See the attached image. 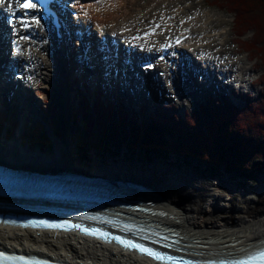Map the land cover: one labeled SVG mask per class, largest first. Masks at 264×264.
I'll use <instances>...</instances> for the list:
<instances>
[{
  "label": "bare ground",
  "instance_id": "obj_1",
  "mask_svg": "<svg viewBox=\"0 0 264 264\" xmlns=\"http://www.w3.org/2000/svg\"><path fill=\"white\" fill-rule=\"evenodd\" d=\"M93 1L94 2H92V0H73V5L79 10L75 22H82L85 25L90 24L91 17L97 15V17L107 21L109 26L113 25L112 22L118 20V15L121 14V22L124 27L121 25L122 27L118 28V32L110 26L111 30L127 38L126 40L134 44L140 55L147 54L148 56L152 55L155 57L154 53L156 48L158 47L159 49L160 45L164 44V42H168L172 38L175 39L177 35H183L184 32L190 33V37L177 48V51H172L169 57L162 61L155 60L150 68L147 69L152 71V74L159 71V73L161 72V75L164 76L163 80H166V83L163 81V85L160 88L161 94H163L164 97L171 96L172 94L174 95L173 98L176 97L178 100H182L183 98L187 99L189 94L192 93L188 84L190 79L189 74H187L188 71L182 70L180 67L182 50L186 51V53H184L186 57H188V54L190 55L189 52H192L198 60L200 59L204 67H209L211 70L210 72L215 70V72L222 75L223 78L233 79L234 76L243 77L245 67H248L240 56L232 58L230 53L227 55L225 52L224 54L225 48H223L221 52L212 49L214 46V48H216L226 44L224 41L225 29L214 25L215 22L220 23L222 19H220V16L217 17L216 14L210 10L193 12L194 3L191 4L192 6H184L185 4H182L183 0L175 4V0H165V2L164 0ZM153 2L156 6H154L153 9L151 8V12H147L146 8L152 7ZM91 4L93 5L90 6ZM0 5L2 12L6 13L11 11L17 4L16 0H0ZM156 7L160 9H158L160 13L157 12ZM98 25L105 24H95L97 29ZM121 30L123 31L120 32ZM138 30H141V32L138 33ZM34 32L36 37L35 40L24 41L21 38L13 40L17 51L16 57L11 55L10 58L17 59L11 62L16 66V71L20 73L19 81L21 84L19 86L29 91L31 88L29 79L36 74L41 75L43 73L40 72L41 68L53 66L54 69L52 71L54 72V77L51 76L47 82L53 81L57 87H59L60 83L65 85L66 92L71 94L68 112L72 115L80 94L74 97L71 84H67L68 86L65 84V78L68 77L69 82L72 74H66L60 69L61 64L59 59L61 50L59 49L54 29L49 22L41 23L36 21L34 22ZM136 34H142V39L138 41L133 40V36ZM101 36H104V33H102ZM76 41H78V38ZM132 49L135 50L134 47H132ZM134 50L132 51L135 52ZM243 58L245 57L243 56ZM56 59L59 61L57 63L60 73H58V68L56 64H54ZM115 65H118V63ZM15 66L11 64L4 65L0 69V74L7 72L8 69H15ZM38 71L40 73H38ZM201 74H203V78L206 81H211V77L207 75L206 72L201 71ZM93 78L96 79L99 77L95 74ZM195 80L197 86L199 82L203 81L200 78ZM211 82L216 83L217 80L213 79ZM93 83L95 84V82ZM112 83H114L113 79ZM163 89L165 91H163ZM18 93L21 96V110H27L26 103L31 100L30 96L24 95L21 90ZM122 97L123 98L117 96L114 102L116 106L113 104V108L115 107L114 110L118 116V110L122 105L124 106V104H133L136 106V102H138L139 105L137 107L139 113L147 116H152L156 112V107L161 105L158 103L155 104V101H157L155 98H147L143 93H140L137 98L133 97L130 93L126 96L122 95ZM212 98L215 97L208 96L206 102L209 104ZM221 99L227 100L226 97H221ZM33 103L34 105L37 104L35 100H33ZM34 105L31 107L32 110L35 109ZM124 107L125 112H128L127 106ZM61 112L63 114V108H61ZM163 112H167L166 109H163ZM65 115L68 116L67 114ZM128 117L131 120L137 121L141 128L143 127L145 118L138 119L137 114H129ZM147 119L149 118L147 117ZM74 136L75 132L71 129L68 137L69 146L67 143L55 142V146L53 145L55 148L54 157H48L35 152L30 153L21 148L17 141H15L17 144L10 145L9 149L5 144H0V160L14 166H21L24 169L42 172L71 170L85 173L83 168H76L74 161H72L70 157V152L72 151L71 141ZM32 158L35 159L32 160ZM103 171L113 175L110 169L104 168ZM118 171L122 176L113 175V177L144 181L141 178H132L128 176L132 174L133 171L127 170L124 167L118 169L117 172ZM100 175L113 178L104 173ZM140 176L145 178L148 183L154 182L152 176H143L142 174H140ZM150 185L152 187L151 191L144 190L142 194L147 199L153 200L156 204L155 207L164 209L168 212V216L161 217L157 222L158 228L177 235L173 227L175 225L182 229L185 236L200 239V242L205 244V247L197 248L205 250L203 253L204 258H206V254H217L221 253L223 250L240 253L246 250V247L256 246V244L260 242L255 241L258 238L260 239L263 234L264 208L261 207L262 210H257L254 205H245L237 208V210L230 209L229 211H222L216 209L215 204L213 211L209 212L200 207L199 196L184 187L179 186L180 188L177 191L173 187V182L169 181L159 183V188L152 184ZM136 190L137 189H135V191ZM262 205L264 207V204ZM0 247L33 252L40 255L55 256L68 259L77 264H158L148 257L139 255L133 251H124L114 245L81 237L75 232L62 233L0 225Z\"/></svg>",
  "mask_w": 264,
  "mask_h": 264
},
{
  "label": "trees",
  "instance_id": "obj_2",
  "mask_svg": "<svg viewBox=\"0 0 264 264\" xmlns=\"http://www.w3.org/2000/svg\"><path fill=\"white\" fill-rule=\"evenodd\" d=\"M215 4L234 16V26L240 38L252 32L246 50L256 51L264 61V0H215ZM259 81L264 85V73ZM259 99H247L239 107L218 96L212 98L208 106L200 102L198 110H187L184 116L163 112L164 108L159 105L155 112L159 117L151 118L141 128L137 121L128 117L123 105L118 116L110 101L96 96L92 102L83 95L80 108L84 127L76 151L81 160L91 162L90 151L117 154L120 141L135 151L141 149L150 157L173 155L174 159L179 158L184 163L197 160L209 167L224 163L227 169L235 167L241 171L242 176H247L248 169L259 174L264 172V90ZM50 105L47 110L51 112L53 106ZM9 111L8 106L1 111L5 122ZM11 124L16 127L17 123L12 120ZM59 124L54 120L50 128L55 135L59 134ZM23 139L29 141L34 150L53 148V141L42 121L31 122ZM110 144L117 150H111Z\"/></svg>",
  "mask_w": 264,
  "mask_h": 264
},
{
  "label": "rangeland",
  "instance_id": "obj_3",
  "mask_svg": "<svg viewBox=\"0 0 264 264\" xmlns=\"http://www.w3.org/2000/svg\"><path fill=\"white\" fill-rule=\"evenodd\" d=\"M179 1L180 0H175L174 4ZM92 2L94 1L92 0ZM192 3H194L192 10L193 12H203L204 10H210L211 12L216 14L217 17L220 16V19H222L220 23L215 22L214 25L225 29L224 41L226 42V44L216 48H214V46L212 49L214 51L219 50L221 52V50L225 48L224 54L225 52L227 55L230 53L232 58L240 56L243 62L248 65V67H245L243 77L234 76L233 79H227V81H229L228 87H220V91L222 92L221 94L225 93L226 95H228L226 98L227 101H232L239 107L243 106L245 100L247 99H259L261 93L264 90V85L259 81L260 76L264 73V61L261 58V55L256 51L246 50L248 49L246 42L251 39L252 32H248L242 38H240L237 35L238 30L236 26H234V16L225 9L219 8L215 4V0H183L182 4H185L184 6H192ZM92 5L93 4H91L90 6ZM152 5V7L150 6L146 8L147 12H151L153 7L156 6L154 2ZM156 9L157 12H159L160 9L158 7H156ZM121 19L122 16L121 14H119L118 20H116L117 22H112L114 25L113 27V25L108 26L107 21H105L103 18L97 17L96 15L91 17L90 24L91 26H93V24L95 25L104 23L105 25H101L103 26L101 28H104L105 26L111 28L110 26H112V29H115L119 32L118 28L122 26L124 27ZM122 31L123 30H121L120 32ZM139 32H141V30H138V33ZM243 56L245 58H243ZM57 62L59 61L56 59L54 64H56V67L58 68ZM53 69V66H45L44 68L40 69V72H43L41 75L36 74L29 79L31 85L30 94L37 104L34 105L32 99L26 103L27 110L24 127L26 130L28 124L31 121L32 123L43 121L45 124L49 123L48 129H50L53 126L54 120L59 121V134L55 135L49 133V136L53 138L54 142L59 141L62 143H66L64 140L65 132L61 129V118L63 115L61 112V104L63 102L64 95L61 94L59 88L53 81L47 82L51 78V76L54 77V72L52 71ZM60 69L62 70V68ZM60 69L58 68V73H60ZM40 72L38 71V73ZM162 81L166 83V80ZM219 84L222 85L221 82H219ZM219 84H214V88L220 86ZM161 85H163V83H161ZM203 88H205L204 83L200 84L199 88L202 92V95L200 93H194V91L191 89L192 93L189 94V97H187V99L183 98L182 100H178L176 97L173 98L174 95L171 94V96H167L166 98L155 101V104L158 103L164 105L166 107V111L168 112L183 115V113L187 110L195 111L198 102L206 101V96L214 97L213 90L210 93L206 94L202 91ZM89 91L90 92L86 91L88 97L92 98L93 94L95 93L97 96L101 95L103 99L108 98L115 102V98L113 97L112 92L108 93V91L105 90L102 85L98 86L97 88L95 86L89 87ZM229 92L231 96L229 95ZM117 96L123 98L120 94H118ZM259 101L261 100L259 99ZM48 104H51L53 106V110L51 112L47 110ZM0 105L3 106V101L0 102ZM18 105H20V101H17V106ZM33 105L35 106V109L32 110L31 107H33ZM114 105L116 106L115 103ZM127 105L128 111L134 108L138 119L145 118V122H148L147 117L149 118L150 115L147 116L145 114L142 115L139 113V109L137 107L139 105L138 102H136V106L133 104ZM80 129L81 127H79V130L77 128L78 132L76 131L75 134L80 133ZM78 136L79 135L77 134L73 137L74 147L71 146V150L73 151L72 154H74V156L70 153V157L72 158V161H74V165H76V168H83L86 173H104L106 175H109L110 177H113V175L122 176V174L119 173V171L117 172V170L124 167L127 170L133 171V173L129 174L128 176L132 178H141L142 180H144L140 182L148 184V181L145 178L141 177L140 174H142L143 176H152L154 178V182L149 183L157 186V188H159V183H164L166 181L173 182V187L175 190L178 191L180 187H184L187 190H190L195 195H198L200 198V207L203 210L209 212L213 211L215 204L216 209H220L222 211H229L230 209L237 210V208L243 207L245 205H254L257 210H262V208H264L262 205L264 204V172H260L259 174L252 173L251 170L248 169L246 172L247 176H242L241 171H238L237 169H235V167L227 169L224 163L209 167L208 165L202 164L197 160L184 163L179 158L174 159L173 156L166 157L153 155L152 157H150L149 154L144 153L141 149L135 151L130 148V146L126 145V143L122 144L120 141L118 144L119 147L117 154L92 150L88 153L92 161L84 162L79 158V154L77 153L75 147V142ZM116 139L118 141V136L116 137ZM15 144L17 143L14 142V145ZM9 148L10 146L8 147V149ZM110 148L111 150H117L116 146H114L113 144H110ZM33 151H35V153H38L37 150ZM42 153H44L45 156L54 157L55 148L53 147L51 149H46L45 151H42ZM34 159L35 158H32V160ZM104 168L110 169L113 172V175H110V173H105L103 171ZM262 233L263 234L260 239L258 238L255 242L262 241L264 239V230H262Z\"/></svg>",
  "mask_w": 264,
  "mask_h": 264
},
{
  "label": "water",
  "instance_id": "obj_4",
  "mask_svg": "<svg viewBox=\"0 0 264 264\" xmlns=\"http://www.w3.org/2000/svg\"><path fill=\"white\" fill-rule=\"evenodd\" d=\"M63 103L64 100L62 102V107H63ZM62 121V125H63V117L61 118ZM49 127V123L46 124V129ZM6 163V162H5ZM7 165H9L10 167H14V168H18V169H23L26 171H31L34 174H38V178L39 179H46V180H53L51 182V185H54V183H56L58 181V177H55V175L58 174H63L66 172L69 173H75L76 175H82L84 177H86L87 179V183L83 184L81 180L77 179L76 180V184L74 185V187H78V188H83V189H90V188H97V189H102V190H106V189H125V188H129V189H137V190H145V191H151L152 187L151 185L148 183H144V182H140V180H135V179H121V178H117V177H113L112 179H119V183L121 184H113V185H102L99 184L95 181L94 178L97 177H102L103 175L100 174H89V173H79V172H75V171H71V170H66V171H59V172H50V171H46V172H42V171H37V170H32V169H24L21 166H14L11 164L6 163ZM105 177V176H104ZM107 178V177H106ZM108 179V178H107ZM109 180V179H108ZM30 183H32V180L29 181ZM109 183H111V180H109ZM147 199V198H146Z\"/></svg>",
  "mask_w": 264,
  "mask_h": 264
},
{
  "label": "snow or ice",
  "instance_id": "obj_5",
  "mask_svg": "<svg viewBox=\"0 0 264 264\" xmlns=\"http://www.w3.org/2000/svg\"><path fill=\"white\" fill-rule=\"evenodd\" d=\"M23 7H25V8H33V7H35V5L32 4V3H25L23 5ZM122 243H125L126 247H135V248H138L140 251L147 253L148 255L155 256V258H158V259L161 258L159 256V254L153 253L150 249L143 248L140 245L129 244V243L123 242V241H122ZM169 259H171V258L169 257ZM257 261L259 262V264H264V250H261V251H258L256 253L252 254L248 258L247 262L242 261V262H239V264H253V262H257Z\"/></svg>",
  "mask_w": 264,
  "mask_h": 264
}]
</instances>
